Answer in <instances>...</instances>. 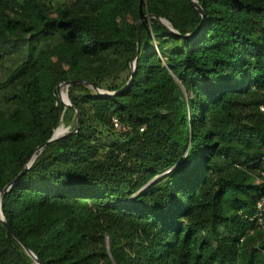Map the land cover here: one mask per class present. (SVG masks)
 Here are the masks:
<instances>
[{"label": "trees", "instance_id": "1", "mask_svg": "<svg viewBox=\"0 0 264 264\" xmlns=\"http://www.w3.org/2000/svg\"><path fill=\"white\" fill-rule=\"evenodd\" d=\"M0 47V264H264V0H0Z\"/></svg>", "mask_w": 264, "mask_h": 264}, {"label": "built area", "instance_id": "2", "mask_svg": "<svg viewBox=\"0 0 264 264\" xmlns=\"http://www.w3.org/2000/svg\"><path fill=\"white\" fill-rule=\"evenodd\" d=\"M259 108L261 111L264 112V104L260 105ZM111 121L114 131L117 132L118 134H125L129 130L128 125L121 122L119 118H117L116 116H113L111 118ZM235 166L238 167V165ZM254 178L256 181H259L264 185V168L260 169L258 173L254 175ZM244 217L247 218L249 221L253 222L256 230L264 233V191L262 192V194L259 195V197L255 202L254 212L252 214H245ZM252 232L253 231H250V233ZM243 239H244L243 236L240 237L239 242H242Z\"/></svg>", "mask_w": 264, "mask_h": 264}, {"label": "water", "instance_id": "3", "mask_svg": "<svg viewBox=\"0 0 264 264\" xmlns=\"http://www.w3.org/2000/svg\"><path fill=\"white\" fill-rule=\"evenodd\" d=\"M195 4V6H196V8L198 9V11L203 15V11L201 10V8L196 4V3H194ZM150 16H153V15H150V14H147V15H144V17H150ZM159 20L162 22V23H164L165 22V20H163V19H161V18H159ZM141 22H142V20L141 19H139L138 20V24H137V27H138V33H140V31H141ZM130 66H131V69H132V72L134 71V69H135V62H131L130 63ZM69 83H87L86 81H68V82H66V84H69ZM61 84L62 83H59L58 85H57V92H58V97H59V99H60V101L64 104V105H66V106H71V103L69 102V100H68V98H65V99H63V95H61V93L59 92V90H60V88H61ZM127 86V85H126ZM95 90H96V92L98 93V94H100V95H102V91L100 90V89H98V88H95ZM115 93H117V92H115ZM76 112H77V121H76V125H75V127H74V129L71 131V132H68L67 134H70V133H72V132H74L75 130H76V128H77V124H78V122H79V111L78 110H76ZM66 135V134H65ZM64 136V135H63ZM57 138V135L56 134H54L48 141H53V140H55ZM34 160V159H33ZM33 160H31L27 165H26V168L25 169H27L29 166H30V164L32 163V161ZM24 169V170H25ZM15 181V180H14ZM11 184H9V185H7V186H5L4 188H3V190H2V194H1V196H0V219L2 220V222L7 226V228L8 229H10L9 228V226H8V224H7V222H6V220H5V217H4V215H3V213H2V204H3V200H4V193H5V191H6V189L10 186ZM15 236V235H14ZM22 246H23V248H24V250H25V252L29 255V256H31L32 258H34V260H37V258L35 257V255L27 248V247H25L24 246V244H22Z\"/></svg>", "mask_w": 264, "mask_h": 264}, {"label": "rangeland", "instance_id": "4", "mask_svg": "<svg viewBox=\"0 0 264 264\" xmlns=\"http://www.w3.org/2000/svg\"><path fill=\"white\" fill-rule=\"evenodd\" d=\"M57 1H60V0H53L54 3L57 2ZM1 49L2 48L0 47V50ZM5 50L7 51V53L9 55H11V57L5 58V60H6L5 63L6 64L17 63L24 56V48L21 47V46L7 47ZM59 92L61 93V95H63L65 98H67L66 92L62 91L61 88H60Z\"/></svg>", "mask_w": 264, "mask_h": 264}]
</instances>
